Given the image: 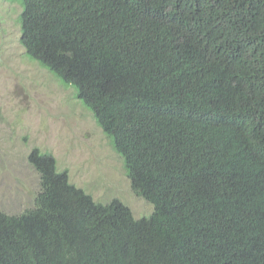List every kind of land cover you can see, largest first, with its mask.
Segmentation results:
<instances>
[{"label": "trees", "instance_id": "16d2710c", "mask_svg": "<svg viewBox=\"0 0 264 264\" xmlns=\"http://www.w3.org/2000/svg\"><path fill=\"white\" fill-rule=\"evenodd\" d=\"M6 1L151 212L94 200L34 149L0 264H264V0Z\"/></svg>", "mask_w": 264, "mask_h": 264}, {"label": "rangeland", "instance_id": "374dc122", "mask_svg": "<svg viewBox=\"0 0 264 264\" xmlns=\"http://www.w3.org/2000/svg\"><path fill=\"white\" fill-rule=\"evenodd\" d=\"M20 12L19 4L0 0V210L14 214L33 204L39 175L29 155L38 149L50 152L58 169L94 200L119 198L137 218L150 213L93 114L73 89L26 55Z\"/></svg>", "mask_w": 264, "mask_h": 264}]
</instances>
